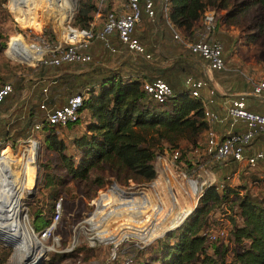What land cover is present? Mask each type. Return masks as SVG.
<instances>
[{
    "label": "trees",
    "instance_id": "trees-1",
    "mask_svg": "<svg viewBox=\"0 0 264 264\" xmlns=\"http://www.w3.org/2000/svg\"><path fill=\"white\" fill-rule=\"evenodd\" d=\"M46 1L36 0L34 6H38V10L42 3L51 4L49 0ZM76 1L65 2L70 9H74ZM4 3L5 0H0V6ZM162 4L161 0H155L154 17L165 23L167 21L188 42L192 40L195 23L202 19L208 8L226 12L225 26H238L253 6L264 8V0H242L232 5L227 0H168L166 12ZM97 11L94 0H79L73 25L88 28ZM163 12L166 14L165 18ZM58 15L62 19L63 15L59 11ZM143 17L144 11L141 19ZM37 18L38 12L36 16L33 15L34 28ZM40 32L47 34L44 28ZM135 32L136 28L134 34ZM247 36L249 43L256 40L254 33ZM114 40L117 39L114 37ZM114 43L119 49L120 45ZM178 44L179 48L192 54L184 44ZM4 50L5 42L0 41V55ZM12 55L17 57V54ZM126 56L131 57L129 66H134V73L123 75L118 70L119 67L99 66L88 69L86 73L63 72L53 79L43 74L28 89L22 87V81L21 85L20 82L17 86L13 84V92L0 107L1 111L10 114L0 123V139L4 143L13 144L20 137H26L33 124L44 120V112L40 109L42 103L54 109L62 106L70 96L84 94L86 99L79 110L80 117L75 123H71H85L84 131L73 141L78 150L77 159L65 153V144L58 137V127H50L44 136L47 148L57 153L60 166L70 180L95 184L93 193L104 186V173L116 179L123 177L151 181L157 177L153 162L158 153L163 151V142L171 150L179 149L181 155L178 162L184 161L187 150L196 149L209 128L204 119L203 98H193L183 84L176 86L180 77H195V72L191 70L194 62L187 64L185 59L180 58L172 61V68L169 70H161L157 66L159 59L154 64L140 55L134 62L131 54L126 53ZM156 79L166 82L173 92L172 97L163 103L156 102L143 88L145 82ZM65 93L71 95L62 103ZM20 120L25 125L21 133L16 128ZM180 140L184 143L180 144ZM43 167L50 168L47 164ZM188 167L192 168V165L188 164ZM125 173L127 175H123ZM226 178L221 188L216 183L204 188L197 205L183 224L157 239L159 250L152 257L146 255L148 247L145 249L146 264H264V203L250 200L247 193H240V190L245 189L243 185L232 187ZM57 179L50 172L44 173V188L49 189L48 199L52 201L50 219L54 213V203L62 195L61 188L64 187ZM222 204L228 206L229 239L228 243L216 245L207 242L204 232L212 223L211 211ZM28 206L30 203H26L27 208ZM235 208L238 210L236 215L232 214ZM36 216L39 217L38 214ZM50 219L36 222L35 225L38 228L42 223V229ZM83 248L87 247H80L76 252ZM228 254L231 255L229 260ZM3 255L2 252L0 264Z\"/></svg>",
    "mask_w": 264,
    "mask_h": 264
},
{
    "label": "built area",
    "instance_id": "built-area-1",
    "mask_svg": "<svg viewBox=\"0 0 264 264\" xmlns=\"http://www.w3.org/2000/svg\"><path fill=\"white\" fill-rule=\"evenodd\" d=\"M35 1H32V6L36 3ZM161 1L163 2V10L166 12L168 0ZM55 2L58 1L51 0L50 3H54L55 6ZM78 2L79 0L76 1L75 5ZM99 2L96 15H99L104 0H99ZM51 9L52 5H49L48 14H45L46 20L54 17L61 19ZM142 11L150 19H153L155 0H126L122 8L106 10L104 22L100 28H96L95 19L88 28H79L72 24L74 15L70 20H66V16H63L59 28L60 33H63L61 37L60 35L43 36L44 33L34 34L26 41L16 42L11 49L14 55L18 53L25 59L31 60L32 64L28 65L33 67L39 65L46 67H59L66 64L84 65L91 61L88 49L96 40L102 42L104 48L110 53H117L118 49L113 43L115 37L128 51L150 59L151 55L146 52L144 45L133 35L134 29L141 21ZM218 14L219 11L215 8H208L204 12L201 25L195 29L191 42L184 40L177 31H173L175 40L186 45L193 54L203 59L210 70L215 71L224 70L226 62L221 41L211 37L218 22ZM9 44L7 49H9ZM8 54L13 59L18 60L11 53ZM184 86L193 98L200 97L201 90L207 88L210 97L203 102L205 121L209 126L214 122L227 125L222 139H218L213 131L207 130L202 162H244L250 167H255L259 162L264 161V149L249 153L251 142L259 133H264V113L249 110L246 106L245 97L241 95L232 99L225 115L220 116L207 108V105L212 102L214 91L208 88L206 80L188 76L184 79ZM143 88L158 103L167 101L173 95L170 86L162 79L145 82ZM43 91L46 92V89ZM12 92L11 83L4 82L0 85V107ZM251 95L264 101V78L253 85ZM85 99L84 94L72 95L67 98L62 106L54 109L48 108L46 104L42 103L40 109L44 112V120L33 124L25 139H18L13 144L4 143L0 139V206L7 205V195L12 187L11 178L14 179L15 175L13 174L16 169V159L4 157L2 155L3 150L8 149L9 152L15 153L18 157L22 155L24 160H33L35 157L34 163L36 164L38 151L41 147V138L45 136L50 127L61 128L75 123L80 117L79 110ZM1 118L0 116V123ZM240 124L244 126L243 130L236 128ZM179 157L180 151L178 149L171 151L170 158L173 163L178 162ZM183 176L187 178L184 181L187 189L181 187L182 190L189 194L190 189V193L196 195L195 204L191 208H183L177 211V204H172V207L168 208L159 198L152 202L148 194L151 188L149 189L145 184L129 181L131 182L130 185H123L116 181H110L100 188L91 199L90 210L76 223L72 230L71 242L63 250H59L62 249V238L57 233L63 212V197L61 195L54 203V213L49 223L38 232L36 239L48 248L47 251H61L70 254L76 253L82 245L91 249L107 246L110 249V264H146L145 249L155 239H159L168 231L180 227L191 210L197 205L204 188L216 183L206 179ZM192 183L195 184L194 190H192ZM219 187H222L221 184ZM22 197L24 199L29 198L25 189L22 191ZM105 199L106 201H104ZM141 203L152 207L146 213L148 214L147 221H144V217L141 219L134 212ZM24 214L27 219L26 212ZM14 222L18 226V219H14L12 223ZM204 235L208 243L219 245L227 240L229 230L226 228H208Z\"/></svg>",
    "mask_w": 264,
    "mask_h": 264
},
{
    "label": "rangeland",
    "instance_id": "rangeland-1",
    "mask_svg": "<svg viewBox=\"0 0 264 264\" xmlns=\"http://www.w3.org/2000/svg\"><path fill=\"white\" fill-rule=\"evenodd\" d=\"M31 1V0H30ZM48 1V0H47ZM51 2V0H49ZM58 2L51 3L53 6V11L58 15L57 7L60 10V13L66 18L72 19V24L75 19V14H77L79 2L76 5V9H70L69 5L65 2L67 0H56ZM70 1V0H68ZM96 5L99 7V0H94ZM230 4H237L242 0H227ZM126 0H104L103 5L100 7L99 15H95L94 19L96 20V28H100L104 22V14L105 11L110 8H122L125 4ZM32 3V1H31ZM35 4V3H34ZM33 4V6H34ZM49 3H42L41 6L37 10V7L34 6L32 11V15L36 16L38 12L37 24L35 25L36 30H40L41 28L46 29L47 34L44 33L43 36L48 35H60V23L61 19L54 17L53 19L46 20V13L49 11ZM46 5V6H45ZM32 6V7H33ZM55 7V8H54ZM52 10V9H51ZM75 10V11H74ZM218 22L214 32L211 37L216 38L217 31H222V27L224 26L225 20V11L218 10ZM75 12V13H74ZM247 15L243 17L238 26H233L229 29V33L233 37V43L230 45V48L225 49V45H223V51L226 50L228 53L224 56L225 58V70H223V74L226 77H230L232 75H245L251 76L254 75V81H260L264 78V8L259 6H253L250 10L247 11ZM33 16L28 21H23L19 17L15 15V12L12 8V1L5 0V3L0 6V41L5 42V50L0 55V83L9 82L17 86L21 81L22 87H26L25 89L33 87V82L38 79V76L46 74L49 78L60 75L61 73H68L75 71L87 72L88 69H92L95 67H109L116 68L119 67V71L121 74H129L130 72L134 73V66L130 67V59L131 57L126 56V53L122 47H119L118 53H110L108 52L103 45L94 41L92 45L89 47L88 52L91 55V61L84 65L71 64V65H62L61 67L43 69L41 66H30L27 63V59L24 62L13 59L9 56L8 53H13L12 49L8 47H12L16 42L25 41L22 37L23 30L27 29L26 27L31 28L33 26ZM48 21V22H47ZM58 26V27H57ZM156 25L148 24L146 18L143 17L141 22L136 26L138 30L145 28L144 34L142 35V41L146 47L151 50L155 49V47L159 46L161 48H169L170 51H175L179 48V44L173 39L172 31H170L169 27L164 21H160L158 24V34H151L150 30H154ZM227 29V28H226ZM226 31V30H225ZM49 32V33H48ZM148 32V34L146 33ZM58 33V34H57ZM222 33V32H221ZM226 33V32H225ZM256 36V40L252 43H249L248 36L249 34H253ZM226 34H223L225 36ZM155 45V47L153 46ZM153 47V48H152ZM227 48V47H226ZM148 49V50H149ZM230 50V52H229ZM8 52V53H7ZM120 52V53H119ZM152 52V51H151ZM169 54L166 53L165 58ZM133 62L138 57L137 55H132ZM159 54L152 55L149 59L150 62L156 63L159 58H157ZM27 64H26V63ZM159 64V62H157ZM160 65V64H159ZM121 67V68H120ZM162 70V68H160ZM90 71V70H89ZM147 74V72H144ZM256 77V78H255ZM38 86V85H37ZM35 87V91L37 89ZM27 92V90H26ZM28 93V92H27ZM25 94V92L23 93ZM71 93H65L62 103L69 97ZM84 116V114H82ZM84 122V118L82 120ZM23 121H18L16 128L19 133H21L24 129ZM85 123H79L77 125L69 124L67 127L59 128L58 137L65 144V153L67 155H72L75 159L78 156V150L73 144V141L76 137L80 136V134L84 131ZM0 130L2 128L0 127ZM26 137H20L19 139H25ZM180 144L184 143V141H178ZM3 146V145H1ZM163 151L159 152L157 157L155 158L153 165L156 170L157 176L152 181H136L132 178H119L116 179L113 176H110L107 173H104L106 177V183L110 181H116L119 184L130 185L132 181L136 184H145L151 191H149L150 200L153 202L154 200L161 199L168 208L172 206V196L169 193V187L173 188L174 193L178 198V204L176 205L177 211L183 208H191L192 205L195 204L196 195L193 193L186 194L181 187L187 189L184 181L187 178H184L183 175L191 176L192 178H201L206 179L208 181L216 182L222 184L226 180L227 183L232 187H241L242 185L245 189L240 190V193H247V196L250 200L254 202L264 203V162L258 163L255 167H250L246 163H231L228 161L226 163H214L208 166L199 167V162L201 158L197 160V158L193 157V151L187 150V155L184 161L173 163L170 158L171 148L168 147L166 142L162 143ZM184 148V146H182ZM179 150V149H178ZM180 151V150H179ZM2 153H5L11 156V152L8 149H4ZM181 155V151H180ZM10 158V157H9ZM28 163L24 161L20 166L15 169L13 175L17 176L11 178L13 182L11 187V193L17 192L18 188L21 186V182L19 179L20 176L18 174L19 171L22 173V167ZM49 165V169H45L43 165ZM188 164L192 165V168L188 167ZM36 189L29 196V198L25 199L24 203H30L28 206V211H26L27 219L23 216V221L21 222L23 227L29 228L33 230L35 237L37 238L38 232L41 230L42 223L37 228L35 223L42 222V220L50 219L51 215V203L52 201L48 199L49 189L44 188V173L50 172L54 174L58 179V183H63L64 187L60 188L62 197H63V212L61 215V220L59 222L58 227V235L62 238V249L63 250L67 244L71 242L72 239V230L75 227L76 223L80 221L90 210L91 199L97 193H93L96 188L95 184L86 183L84 181H72L67 177L65 172L60 166L59 159L57 153L51 149L47 148L44 137L41 138V147L38 151V156L36 158ZM18 171V172H17ZM127 175V173L123 174ZM169 175V176H168ZM170 175H173L172 177ZM154 182V183H153ZM28 184V183H27ZM104 184V185H105ZM190 185V183H188ZM194 190V183H192ZM154 191V192H153ZM28 201V202H27ZM18 202L14 197L9 198L7 196V205L0 206V256L3 252V257L1 260V264H24L25 258H19L17 255L15 256V249L13 246L8 244H13L15 242V229L9 228L10 219H12V209L17 205ZM227 204H222L219 207H216L210 213V228H226L230 229L229 222L227 220L228 209ZM237 209L232 212V214L237 213ZM39 215L37 217L36 215ZM28 224H27V222ZM30 227H29V226ZM30 229V230H31ZM161 233V232H160ZM158 239V238H157ZM157 239H155L146 249V255L148 257H152L159 249ZM228 239L225 241L228 243ZM81 247H85L82 245ZM87 248H83L76 253L67 254L65 252H54L47 251L48 249H44L43 251V262L42 264H110L109 256L110 249L109 247H100L93 250H86ZM228 260L231 255L228 254ZM31 256V255H30ZM36 261V260H35ZM30 261L28 260V263Z\"/></svg>",
    "mask_w": 264,
    "mask_h": 264
},
{
    "label": "crops",
    "instance_id": "crops-1",
    "mask_svg": "<svg viewBox=\"0 0 264 264\" xmlns=\"http://www.w3.org/2000/svg\"><path fill=\"white\" fill-rule=\"evenodd\" d=\"M16 1H18V2H16ZM12 8L15 12V15L23 21H28L33 16L32 11L34 8L32 7L30 0H12ZM57 10L60 12L58 7H57ZM165 17H166V14L163 16V18H165ZM62 18H63V16H62ZM145 18H146V21L148 24L156 25L154 30H152V29L150 30V33L154 34V35L158 34V31H159L158 30V24L160 23L161 20L157 19L156 17H154L153 19H150L146 14H145ZM66 20H70V19L66 18ZM95 23H96V20H95ZM166 24L169 27L170 31H172V34H173L174 30L180 34V31L173 28L167 21H166ZM200 25H201V20L195 23V29L199 28ZM232 27L233 26H225V24H224L222 29H220L222 31H219V29L217 31L218 35H216V38L218 40H221L223 45H225V43H226V45L224 46L225 49H228V47L230 48V45H232V43H233V37L228 32L229 31L228 28H232ZM144 31H145L144 27H142V29H140V30H138L136 27V32H135V34L133 33V35L135 37L141 38V39L139 38V41L143 45H144V43L142 41H144V40L142 39V35L144 34ZM146 33L148 34V32H146ZM223 34H226V35L223 36ZM180 36H181V34H180ZM228 38L230 40H228ZM173 39H174V37H173ZM175 41L177 43H181L177 40H175ZM114 42H117V44H119L120 47H122L124 49L125 53L135 55L134 53L125 49L123 47V45L121 46V44L117 40H114L113 43ZM114 45H115V43H114ZM153 46L155 47V45H153ZM144 47H145L146 52L149 53L151 55V57H152V55H154V53L159 54V56H157V58H159L158 62L160 65L157 64V66L159 68H162V70H169L170 68H172V61L176 60V59H180V58L185 59L186 60L185 63H187V64L194 62L193 68L191 70H192V72H195V74H196L195 77L196 78H202V79L206 80L208 83V88L212 89L214 91V96L212 97V102L207 105V108L210 111L217 113L220 116H223V115H225V113L227 111V108L230 104V101L232 99L237 98L238 96L242 95L245 97L246 106L249 110L257 112V113H264V101H261L258 98L253 97L251 95L252 87L255 83H257V81H254V77H253L254 75H251V76H245V75L242 76L241 75L240 76V75L234 74L230 77L225 78V75L223 74V70H221V71L210 70L201 57H199L198 55H195L193 53L191 54L189 51L186 52L183 50V48H178L175 51H170L169 48H161V47L157 46V47H155V49L151 50L152 51L151 52L150 49L148 47H146V45H144ZM229 52H230V50H229ZM166 53L169 54L167 56V59L165 58V56L163 57V55H166ZM226 53H228V52L226 50H224L223 55L225 56ZM16 58L18 60H20L21 62L25 61V58L23 56H20L18 53H17ZM185 78L186 77H180V79L177 80L176 86H179L181 84L184 85V79ZM1 84L2 83H0V85ZM201 97L203 98V102L206 101L210 97L208 94L207 88L201 90ZM0 116L2 117L1 119L3 120V119L8 118L10 116V114L8 112H3L0 110ZM236 128L238 130H243L244 126L240 124V125H237ZM208 129L213 131L218 139H222L224 137V133L227 129V125L225 123H215L214 122L209 126ZM206 135H207V131L204 132L202 139L199 141V144H198L199 146L193 150V153H194L193 157L195 156L197 158V160H199L200 158L203 159V154H204L203 151H204V147H205ZM262 149H264V133H259L254 138V140L251 142V144L249 146V153H252V152L257 151V150H262ZM2 155L4 157H8V155L5 153H3ZM261 162H264V161H261ZM199 163H200L199 167L214 164V163H209L206 161L205 162L200 161Z\"/></svg>",
    "mask_w": 264,
    "mask_h": 264
},
{
    "label": "bare ground",
    "instance_id": "bare-ground-1",
    "mask_svg": "<svg viewBox=\"0 0 264 264\" xmlns=\"http://www.w3.org/2000/svg\"><path fill=\"white\" fill-rule=\"evenodd\" d=\"M27 29L23 30V34L22 37L23 39L26 41L27 38L32 37V35L34 34H41L42 32H40V30H36L34 27H26ZM28 64H32L31 60H27ZM3 154V153H2ZM21 155V154H20ZM11 159H16V169L18 170V168L23 164L24 160L22 158V155L20 157H18L15 153H12L11 156H9ZM35 157H33V160H28V163H26L23 167H22V173L21 171H17L20 178V182L22 183L20 188H18L17 192H10L11 190H9L8 195L9 198L14 197V199L17 200L18 204L15 205V207L12 209V219H10V224H9V228L11 229H15V242L13 244H11L14 249H15V256L17 255V257L19 256V258L23 257L25 258V262L24 264H40V261H43V251L46 248L44 245L40 244L38 242V240L36 239L33 230L27 227H23L22 225V221H23V216H25V212L27 210V207L24 203L25 199L24 197H22V191L23 189L26 190L27 195L30 196L33 192L34 189L33 187L36 186V182H37V178H36V165L34 163ZM20 164V166H18L17 164ZM17 177V176H14ZM13 182L11 181V184ZM28 183V184H27ZM13 185V184H12ZM169 193L172 196V203L173 205L178 204V198L176 196V193H174V191H172V188L169 187ZM11 189V188H10ZM154 192V191H153ZM106 201V199L104 200ZM150 209H152L151 206H146L144 203L139 204L136 207V210H134L135 214H137L141 219L144 217V221L148 220V214H146ZM159 210V209H158ZM146 214V215H145ZM122 215V214H120ZM26 218V216H25ZM14 219H18L19 224L17 226V223H12L14 221ZM136 220V219H134ZM27 222V220H26ZM28 224V222H27ZM10 245V244H8ZM48 249V248H46ZM31 255V256H30ZM28 260L30 261L28 263ZM36 260V261H35Z\"/></svg>",
    "mask_w": 264,
    "mask_h": 264
},
{
    "label": "water",
    "instance_id": "water-1",
    "mask_svg": "<svg viewBox=\"0 0 264 264\" xmlns=\"http://www.w3.org/2000/svg\"><path fill=\"white\" fill-rule=\"evenodd\" d=\"M33 189L35 190L36 189V186L35 187H33ZM31 196V195H30ZM193 210V209H192ZM192 210H191V212H192ZM10 246H12L11 244H10ZM25 260V259H24ZM25 262V261H24ZM42 260L40 261V264H42Z\"/></svg>",
    "mask_w": 264,
    "mask_h": 264
}]
</instances>
